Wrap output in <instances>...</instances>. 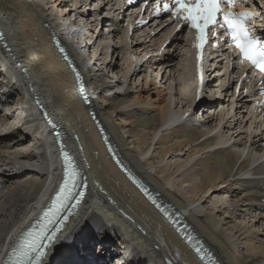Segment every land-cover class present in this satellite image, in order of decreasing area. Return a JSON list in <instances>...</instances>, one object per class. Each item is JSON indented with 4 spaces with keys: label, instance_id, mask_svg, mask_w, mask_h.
I'll use <instances>...</instances> for the list:
<instances>
[{
    "label": "bare ground",
    "instance_id": "1",
    "mask_svg": "<svg viewBox=\"0 0 264 264\" xmlns=\"http://www.w3.org/2000/svg\"><path fill=\"white\" fill-rule=\"evenodd\" d=\"M113 3L0 0V258L62 179L54 127L42 104L63 127L68 149L90 165L84 161L96 196L81 204L41 264H85L79 245L90 240L101 248L96 264H204L112 160L91 108L126 162L181 211L221 264H264V122L227 85L223 60L213 61L216 79L207 87L220 98L195 105L181 32L163 59L132 65L118 39L123 28L109 26L121 23ZM172 31L166 27L151 43L134 47L148 50ZM71 66L93 96L90 105ZM69 241L75 244L67 247Z\"/></svg>",
    "mask_w": 264,
    "mask_h": 264
},
{
    "label": "snow or ice",
    "instance_id": "2",
    "mask_svg": "<svg viewBox=\"0 0 264 264\" xmlns=\"http://www.w3.org/2000/svg\"><path fill=\"white\" fill-rule=\"evenodd\" d=\"M224 2L231 8L236 0H171V3H164L162 9L159 7L160 0H157L155 14L169 13L184 21L186 25H190L196 30L198 40L196 46L201 49L207 40L206 30L218 27L235 43L243 59L250 61L254 67L264 72V44H259L255 38L250 37L245 27L244 18L252 14L249 12L236 14L232 11H225L221 7ZM212 36L219 39L215 31L212 32ZM0 38H2V34H0ZM61 51L63 52V49ZM76 80L79 91L83 95L86 89L81 82L79 73L76 74ZM61 155L64 158L63 182L59 185L51 207L43 213L38 229L30 230L18 246L12 247L10 252H6L4 257L0 258V264H41L42 258L47 255L46 249L60 238L62 228L69 219L62 213L69 212L70 208L79 205L84 197V191L78 189L86 187L87 181L84 180L81 184L80 173L73 158L63 150V146H61ZM117 163L120 162L117 161ZM133 182L136 183L135 180ZM144 194L165 215L166 219H170L166 209L157 204L146 190H144ZM73 200L76 202L75 204H71ZM186 240L190 242L191 237H186ZM193 250L201 260L204 259L205 254L201 247L193 246Z\"/></svg>",
    "mask_w": 264,
    "mask_h": 264
},
{
    "label": "rangeland",
    "instance_id": "3",
    "mask_svg": "<svg viewBox=\"0 0 264 264\" xmlns=\"http://www.w3.org/2000/svg\"><path fill=\"white\" fill-rule=\"evenodd\" d=\"M101 25L103 26V23H102ZM101 25H100V26H101ZM158 80H159V79H158ZM158 80H156V82H158ZM1 109H2V108H1ZM120 121H121V120L118 119V123H119ZM23 137H24V135H23ZM19 147H21V146H18L17 149H18ZM20 178H21V179H20ZM24 178H25V177L20 176V177H18V178H16V179H17V181H18V180H22V179H24ZM8 185H9V183H8ZM5 187H6V186L4 185V188H1V189H3V191L6 192V191H7V188H5ZM2 200H4V196H1V197H0V201H2Z\"/></svg>",
    "mask_w": 264,
    "mask_h": 264
}]
</instances>
